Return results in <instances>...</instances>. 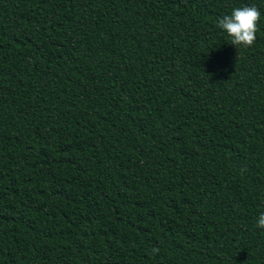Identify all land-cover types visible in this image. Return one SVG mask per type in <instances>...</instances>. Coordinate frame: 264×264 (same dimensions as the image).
<instances>
[{
    "label": "trees",
    "instance_id": "trees-1",
    "mask_svg": "<svg viewBox=\"0 0 264 264\" xmlns=\"http://www.w3.org/2000/svg\"><path fill=\"white\" fill-rule=\"evenodd\" d=\"M261 213L264 0H0V264H264Z\"/></svg>",
    "mask_w": 264,
    "mask_h": 264
},
{
    "label": "clouds",
    "instance_id": "clouds-1",
    "mask_svg": "<svg viewBox=\"0 0 264 264\" xmlns=\"http://www.w3.org/2000/svg\"><path fill=\"white\" fill-rule=\"evenodd\" d=\"M260 12L255 6L235 8L230 15H225L218 23L236 49L251 47L256 40L257 24ZM257 228L264 229V213L258 217ZM159 248L153 247L152 254H158Z\"/></svg>",
    "mask_w": 264,
    "mask_h": 264
}]
</instances>
